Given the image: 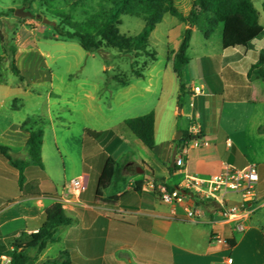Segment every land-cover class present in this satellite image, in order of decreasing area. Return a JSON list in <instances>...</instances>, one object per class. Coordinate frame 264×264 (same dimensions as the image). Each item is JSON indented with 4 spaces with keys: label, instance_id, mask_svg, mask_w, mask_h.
<instances>
[{
    "label": "crops",
    "instance_id": "0c3cea01",
    "mask_svg": "<svg viewBox=\"0 0 264 264\" xmlns=\"http://www.w3.org/2000/svg\"><path fill=\"white\" fill-rule=\"evenodd\" d=\"M250 1L258 24L264 28V0ZM181 24L184 34L187 26L182 22L178 26ZM197 31L192 29L188 62L183 68L188 87L182 92L181 85L178 87L174 102L162 100V87L157 86V76L152 74L153 62L143 78L132 75L125 84L115 81L112 102L126 115L120 122L110 126L104 102L86 97L83 111L97 112V117L80 132L74 148L66 119L72 112L70 101L61 105L60 99L55 103L47 100L31 108L26 103L17 104L19 97L29 94L30 83H48L51 88L53 76L46 60L49 55L34 51L35 43L16 45L14 61L23 80L15 76L20 85L12 86L0 82V146L8 149L11 158L25 160L27 129L40 127L42 167L29 164L20 177L19 171L0 156V244L5 249L13 250L12 238L36 233L44 222L45 210L58 202L71 224L60 227L54 242H49L31 264H43L63 251L68 253L70 264H228V258L232 260L229 264H264V170L258 174L255 201L238 206L247 213L240 232L235 222L222 218L212 201L209 208L197 206L190 198L172 204L160 201L155 193L159 185L177 187L186 175L207 178L226 165L245 167L248 157L242 147L248 134L264 136L259 132L264 115L256 112L246 117L241 130L230 131L222 125L224 109L226 119H230L228 113L235 107L264 105V80L249 76L251 66L264 54V36L248 47L225 50L220 32L214 56H189ZM53 38L63 41L55 35ZM182 38L176 51L171 52L173 62ZM3 55L2 48L0 57ZM3 68L10 70L9 63ZM194 87L200 89L198 94L192 92ZM146 94L150 96L143 99ZM149 113L154 116L153 148L146 147L124 124L127 119ZM196 115L201 140L190 145L182 168L171 167L172 152L179 145L176 137L189 130ZM27 119H34L35 125L28 121L21 128ZM86 129L92 131L88 136ZM109 158L121 170L99 198L97 183ZM77 178L86 184L80 193L70 186V181ZM226 199L228 204L241 203L239 197L228 195ZM184 207L195 212L196 218H187ZM215 236L226 243H216ZM8 263V257L1 255L0 264Z\"/></svg>",
    "mask_w": 264,
    "mask_h": 264
},
{
    "label": "rangeland",
    "instance_id": "374dc122",
    "mask_svg": "<svg viewBox=\"0 0 264 264\" xmlns=\"http://www.w3.org/2000/svg\"><path fill=\"white\" fill-rule=\"evenodd\" d=\"M21 7L30 12L32 16L16 17L14 11ZM110 7V0H86L74 7L60 0L54 1L50 7H46L43 0H35L30 4H25L23 0H0V35L5 38L7 46L14 47L16 51L17 44L25 46L35 43L34 51L39 50L49 55L46 60L53 76L52 89L49 88L48 83L33 86L30 83L28 85L30 87L27 89L29 94L25 97H19L17 104L26 103L27 107L31 108L35 107V103L42 102L45 104L47 100L55 103L57 99H60L58 102L61 105H63V101H70L72 112L67 116L64 114L63 118L66 116L67 124H69L72 132V148L75 147V142L77 143L79 140L80 132L86 126H90L97 117V112L88 114L83 111L86 97L93 96L95 100L104 102V109L109 118L108 124L110 126L120 122L121 118L126 115L122 113V107H115L112 102L116 85L115 78H121L122 75L129 79L132 78L131 64L135 62V67L139 68L143 61L149 60L143 54H124L115 49L102 48L97 52H86L81 48L76 38L65 41L53 38V35L57 36L54 26L67 30L66 18L74 22L84 23L88 18L100 15L102 11H106ZM174 7L186 16L191 7V0H175ZM44 19L48 23H44ZM179 23L177 18L165 14L148 38L150 50L156 53V60L151 65L154 67L152 74L157 76L154 78L157 86L162 87V100L164 102H172V100L174 102L175 94L181 84L186 89L188 87L186 73L183 69L180 80L172 71L174 62L171 52L176 51L183 34V25L178 26ZM143 27L142 19L122 16L119 30L121 34L134 37L142 31ZM220 32L221 30L217 29L206 40L197 31L192 39L189 56H195V54L201 57L214 56L219 49ZM8 59L0 61V77L3 78L4 83L6 82L10 86L15 83L20 85L10 70L3 68L9 62ZM149 96L146 94L143 99H147ZM55 105L52 106L55 107ZM109 106L112 108L109 109ZM255 112L257 115H264V105L250 103L246 106L235 107L233 111L228 113L232 117L230 119H226L224 109L225 120L222 125L230 131L241 130L246 122V117ZM29 124L35 125V120L30 119ZM259 132L264 133V125L261 126ZM248 137L242 147L248 157L247 165H255L257 173L260 175L262 174L261 171L264 170V136L255 138L252 134H248ZM58 166L62 168V162H59ZM229 196L238 198L236 195Z\"/></svg>",
    "mask_w": 264,
    "mask_h": 264
},
{
    "label": "trees",
    "instance_id": "16d2710c",
    "mask_svg": "<svg viewBox=\"0 0 264 264\" xmlns=\"http://www.w3.org/2000/svg\"><path fill=\"white\" fill-rule=\"evenodd\" d=\"M35 0H23L25 4H30ZM56 0H43L46 7H50ZM71 7L86 0H60ZM175 0H110L111 7L102 11L100 15L88 18L84 23L74 22L65 19L67 30L54 26V31L60 40L78 39L81 48L86 52H97L102 48L115 49L124 54H143L149 58L143 61L140 67H135V62L131 64L132 75L136 78H143L145 70L156 60V53L151 51L148 45V38L156 25L163 19L165 14L177 18L187 26L179 49L175 55L173 70L177 78L181 79L182 69L188 62L186 55L191 39L192 29H197L204 39L208 40L217 30H221L222 48L233 49L236 47H248L251 42L264 36V28L257 22V13L250 0H191V7L188 14H181L174 7ZM264 7V6H262ZM130 16L140 18L144 22L142 31L129 37L120 33L121 17ZM4 55L0 61L9 60L11 73L22 81L20 71L15 66V48L7 46L5 38L0 35ZM264 80V54L259 56L258 61L251 66L249 76ZM120 84H125L127 77L115 78ZM0 82L4 83L2 77ZM184 86L181 84L180 90ZM29 119L22 123L21 128L28 125ZM125 126L131 133L139 139L146 147L154 146V116L147 115L127 119ZM29 133L25 145L27 158L25 160H15L8 154V149L0 146V156L3 157L12 167L17 169L22 177L23 169L29 165L42 167L41 148L43 143V130L40 127L27 129ZM92 131L86 129L88 136ZM194 137L182 132V137L176 142L191 141ZM121 167L112 159H107L97 183L96 197H101L112 184L113 180L120 173ZM197 206L209 208L210 201L195 199ZM215 210H218L216 207ZM44 222L36 233L21 234L17 238H12L13 250H7L0 244V256L5 255L9 259L8 264H31L38 255L46 248L49 242H54V234L62 227L71 224L60 203H54L44 212ZM43 264H70L66 251L59 254L57 258L46 260Z\"/></svg>",
    "mask_w": 264,
    "mask_h": 264
},
{
    "label": "built area",
    "instance_id": "2783aa9c",
    "mask_svg": "<svg viewBox=\"0 0 264 264\" xmlns=\"http://www.w3.org/2000/svg\"><path fill=\"white\" fill-rule=\"evenodd\" d=\"M192 92L198 94L200 89L194 87ZM198 119L199 117L196 115L187 131L188 135L193 136L194 139L183 141L176 148L174 165L177 168L184 166L190 145L198 144L201 140V127ZM227 145L230 146V143L227 142ZM258 179L255 165H246L242 168L226 165L221 172L207 178L186 175L177 187L169 188L159 185L155 189V193L160 201L172 204H182L186 198L212 201L218 205L222 218L225 221L235 222V229L240 232L244 229L242 221L247 213L241 210L242 206L229 205L226 198L228 195H236L239 197L241 205L255 201ZM70 186L77 193L86 189L82 178L71 180ZM184 212L187 218H196L195 212L188 207H184ZM213 240L219 244L226 243L225 240L217 236L213 237ZM231 262V258H228L227 263Z\"/></svg>",
    "mask_w": 264,
    "mask_h": 264
},
{
    "label": "water",
    "instance_id": "95a60500",
    "mask_svg": "<svg viewBox=\"0 0 264 264\" xmlns=\"http://www.w3.org/2000/svg\"><path fill=\"white\" fill-rule=\"evenodd\" d=\"M14 15L16 17H19V18H25V17H31V13L28 12V11H25V9L23 7L17 9L14 11ZM44 23H48L47 20H43ZM179 136H180V133H178L177 137H176V140L179 139ZM175 156H176V148L173 150L172 152V156H171V167H173L174 165V160H175ZM139 172H142V170H140ZM232 203H229V205H236V206H239L241 205V203L239 202H235V201H231Z\"/></svg>",
    "mask_w": 264,
    "mask_h": 264
}]
</instances>
